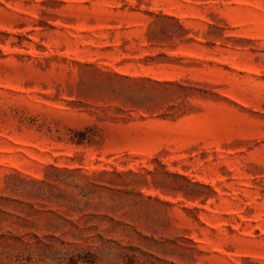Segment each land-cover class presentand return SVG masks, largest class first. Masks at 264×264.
Masks as SVG:
<instances>
[{
    "label": "rangeland",
    "instance_id": "obj_1",
    "mask_svg": "<svg viewBox=\"0 0 264 264\" xmlns=\"http://www.w3.org/2000/svg\"><path fill=\"white\" fill-rule=\"evenodd\" d=\"M0 264H264V0H0Z\"/></svg>",
    "mask_w": 264,
    "mask_h": 264
}]
</instances>
